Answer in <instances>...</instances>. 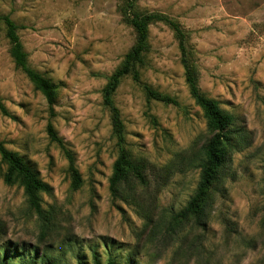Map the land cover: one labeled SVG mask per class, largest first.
Masks as SVG:
<instances>
[{
    "label": "rangeland",
    "instance_id": "374dc122",
    "mask_svg": "<svg viewBox=\"0 0 264 264\" xmlns=\"http://www.w3.org/2000/svg\"><path fill=\"white\" fill-rule=\"evenodd\" d=\"M119 2L0 0V15L20 26L30 66L56 86L50 117L42 94L14 68L0 25V96L11 115L0 113V140L52 187L42 198L57 211L53 232L40 243L36 217L22 189L3 182L0 161V247L48 245L63 264H76V255L91 264L93 250L104 261L105 244L118 259L143 264H264V0H137L187 31L201 90L234 116L244 137L227 162L206 227L175 233L146 228L145 217L165 220L187 201L198 180L193 160L209 135L171 30L150 25L140 82L124 77L113 96L127 147L147 162L149 185L126 199L111 197L118 149L101 89L134 42ZM143 84L176 97L179 106L147 100ZM49 121L74 154L82 180L76 190L46 133Z\"/></svg>",
    "mask_w": 264,
    "mask_h": 264
},
{
    "label": "trees",
    "instance_id": "16d2710c",
    "mask_svg": "<svg viewBox=\"0 0 264 264\" xmlns=\"http://www.w3.org/2000/svg\"><path fill=\"white\" fill-rule=\"evenodd\" d=\"M118 9L122 21L134 32V42L124 54L121 62L107 77L101 89L102 103L109 110L112 135L116 139L117 157L112 164L108 178V188L111 197L126 199L133 196L138 188L149 185L147 177V162L144 158L134 156L126 145L125 127L119 108L115 105L113 96L124 77H131L140 82L141 67L145 64V55L149 50V27L160 22L172 32L177 42L183 77L188 93L195 105L199 107L205 120L208 138L201 148V157L193 162L199 169L198 180L187 201L177 210H170L167 219L152 220L150 215L145 217V227L152 230L164 227L169 233L182 231L185 228H201L207 225L212 209L213 199L219 189L224 170L232 154L242 147L244 137L239 134L234 116L223 109L218 100L206 95L199 86V71L188 41V33L182 25L167 14L148 11L138 6L137 0H120ZM0 25L4 29L8 41V53L14 68L20 70L32 83L35 90L44 97L50 117L54 116L56 102V86L45 75L30 66L28 52L25 50L18 30L20 26L8 15H0ZM147 100H155L164 104L179 106L176 97L162 93L148 84H143ZM0 113L10 117L2 97L0 96ZM46 133L51 142L57 144L67 161V171L71 178V188L78 189L82 180L77 168L73 152L58 135L51 121L46 125ZM0 161L5 168L2 179L6 185H17L22 189L26 208L36 217L40 228V243L53 232L57 211L52 204L44 202L42 196L51 195L52 187L42 180L37 172L28 166L23 158L13 150L8 149L0 140ZM264 225V210L261 219ZM1 233V227H0ZM105 259L100 254L91 252V264H143L138 260L127 257L124 261L118 259L110 246L105 244ZM50 246L39 247L34 244L26 248L22 244L12 243L0 247V264H63L61 257L51 256ZM76 264H88L84 257L76 255Z\"/></svg>",
    "mask_w": 264,
    "mask_h": 264
}]
</instances>
